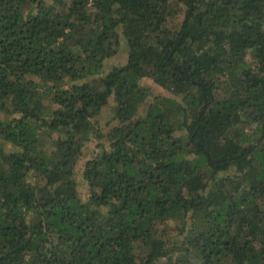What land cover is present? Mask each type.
Returning <instances> with one entry per match:
<instances>
[{"label": "trees", "instance_id": "1", "mask_svg": "<svg viewBox=\"0 0 264 264\" xmlns=\"http://www.w3.org/2000/svg\"><path fill=\"white\" fill-rule=\"evenodd\" d=\"M0 264H264V0H0Z\"/></svg>", "mask_w": 264, "mask_h": 264}, {"label": "rangeland", "instance_id": "2", "mask_svg": "<svg viewBox=\"0 0 264 264\" xmlns=\"http://www.w3.org/2000/svg\"><path fill=\"white\" fill-rule=\"evenodd\" d=\"M125 58H126L125 48L122 47L121 52L117 56H115V57H113V58H111V59L106 61L105 65H104V68H103V72H102L100 77H103V75L106 74L115 65H118V64L124 62ZM142 84L145 85V86L150 87L155 93L157 92V93L162 94V95H169L166 92H162V90L160 88H158L156 85H154L150 81H145L144 80V81H142ZM94 147H95V144L90 145L91 149H93ZM79 190H80L82 195H85L84 188L79 187Z\"/></svg>", "mask_w": 264, "mask_h": 264}]
</instances>
